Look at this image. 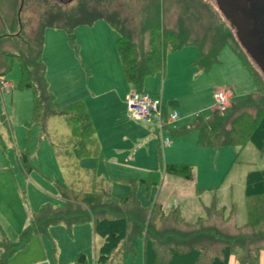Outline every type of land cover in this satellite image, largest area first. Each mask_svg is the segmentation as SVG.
<instances>
[{
    "label": "rangeland",
    "instance_id": "obj_1",
    "mask_svg": "<svg viewBox=\"0 0 264 264\" xmlns=\"http://www.w3.org/2000/svg\"><path fill=\"white\" fill-rule=\"evenodd\" d=\"M79 3L83 7L88 6L90 14L112 15L118 27L133 42L130 50L138 57L149 50L150 36L159 37L162 32L185 29L188 38L203 39L210 26H229L217 9L215 0H0V34L8 31L1 22L2 18L11 22L18 16V11L24 32L27 33L38 25L43 13H55L58 9L65 13L72 12ZM107 18L93 17L90 23L75 26L72 42L63 28L48 26L44 29L41 58L45 64V78L54 95L56 108L69 107L62 113L46 116L43 121H33L32 88L19 85L22 76L19 59H8V68L2 77L12 83V88L0 96L1 196H17L26 208L36 211L43 203L62 204L55 182L80 190L88 188L95 179L101 181L114 196L133 192L144 206L152 204L155 199L166 205L178 202L180 214L185 219L202 215L204 207L213 200L224 206L225 214L233 205L235 222L243 224L246 220L243 193L245 174L252 169L264 168V154L250 142L241 147L227 145L219 148L201 147L190 138L182 143L178 141L179 136L171 131L175 126L170 124L169 128L163 130L162 136L156 134L152 161L141 164L138 160V169L110 171V175L124 178L112 179L103 167L96 169L92 166L98 154L97 147L87 146L84 138L78 137L83 136V129L78 122L76 106H70L69 102L78 97L88 98L87 87H92L96 81L106 82L107 79L115 88L109 94L111 103L116 105L115 112L120 114L119 111H122L120 89L124 90L129 85L122 74L115 43L119 32ZM242 52L249 58L245 50ZM164 55L163 69L145 76L141 89L147 93H160L168 112L172 110L171 102L174 100L178 114L176 123L181 117L185 118V123L191 122L195 115L203 118L209 116L214 109L213 95L216 89L230 87L235 97L254 89L251 75L229 46L221 48L219 61L206 71L192 65L196 58L194 45H183L176 49L166 46ZM252 64L264 80V75ZM190 132L183 136L187 138ZM164 137L169 138V145H160L159 161L157 140L161 143ZM122 146L128 147L125 144ZM23 152L29 155L31 161V168L27 172L18 163V156ZM169 161L188 162L192 166V179L166 174L161 185L152 184L147 190L141 180L147 178L148 168L156 170L162 167L163 162ZM102 171L104 174H101ZM130 179L135 180L133 187L130 184L134 181ZM73 225L67 227L59 223L49 226L54 227L50 229L51 232L48 227L47 234L32 236L21 251L10 257L12 259L8 263L79 264L74 263L72 253L86 247L84 264H94L102 237L93 234L92 229L90 232L87 223L76 225L79 227ZM218 225L225 230L232 228L231 223L226 227L224 224ZM123 264H140L139 253L129 255Z\"/></svg>",
    "mask_w": 264,
    "mask_h": 264
},
{
    "label": "trees",
    "instance_id": "obj_2",
    "mask_svg": "<svg viewBox=\"0 0 264 264\" xmlns=\"http://www.w3.org/2000/svg\"><path fill=\"white\" fill-rule=\"evenodd\" d=\"M79 4L72 12L65 13L58 9L55 13H43L42 20L32 32H24V25L18 16L11 22L1 20L8 31L0 34V76L8 68L10 57L19 59L22 72L19 85L32 88L34 92L33 121H43L46 116L62 113L69 107L56 108L54 95L45 78V64L41 58L44 29L48 26L63 28L72 42L75 26L90 23L93 17L105 16L119 32L115 43L123 72L137 91H142L145 76L163 69L166 46L176 49L183 45H194L196 58L192 65L202 71L218 62L221 48L229 46L251 75L254 89L241 97L233 94L225 111L214 108L205 118L195 115L178 133L197 131L196 142L201 147H241L250 142L264 154V80L253 67V62L242 52L244 49H241L230 26H210L203 39L188 38L185 29L162 32L158 34L159 37L150 36L149 50L138 57L130 50L133 42L118 27L112 15L90 14L88 6ZM72 105L77 108L78 122L83 129V136L78 137L84 138L87 146L96 145L98 153L94 131L83 103L77 101ZM166 108V102H162L164 115ZM18 157L21 168L27 172L31 168L29 155L23 152ZM163 170L189 180L193 177L192 166L188 163L166 162ZM141 181L148 190L150 185L159 183L160 174L154 173L151 178ZM134 183L135 180L130 186L133 187ZM55 186L62 204L43 203L30 214L15 241L2 237L0 264H9V258L25 247L32 236L46 234L49 226L59 223L67 227L87 222L92 224L93 232L102 237L94 264H123L141 246L143 264H228L232 256L237 264H259V253L264 250V168L249 170L245 175L243 193L246 220L240 225L235 222L233 205L225 214L224 206H217L214 200L205 206L202 215L193 221H186L175 206L164 210L162 204L156 201L144 206L133 192L114 196L101 181L95 179L86 189H74L59 182H55ZM219 220L220 223H217ZM229 223L232 224L229 230L218 225L224 224L226 227ZM76 261L83 264L85 256L78 254Z\"/></svg>",
    "mask_w": 264,
    "mask_h": 264
},
{
    "label": "crops",
    "instance_id": "obj_3",
    "mask_svg": "<svg viewBox=\"0 0 264 264\" xmlns=\"http://www.w3.org/2000/svg\"><path fill=\"white\" fill-rule=\"evenodd\" d=\"M122 74L124 75V72ZM105 81L106 82L96 81L92 84V87L90 88L87 87L88 98L78 97L76 100L69 103L71 104L77 101H81L83 103L90 124L94 131V137L96 139L98 146V154L94 159V161H92V166H94V168L96 169H98L99 167L101 168L103 167V169L106 170V172L109 174V177L112 179H122L124 178L122 176L110 175V171L112 169H114L115 171H121L126 168L138 169V165L136 163L138 160L140 161L141 164L144 162H148L149 160L152 161L154 147H155L154 139L156 137V134L159 136L160 134L157 132L154 126L155 124L154 116H152L148 120H133L128 116L124 99H125V95L131 89H134V86L130 82L126 80L129 87L126 86L124 90L120 89L121 91L119 94H121V100L123 101L122 102L123 106H122V111H119L120 114H118L115 112L116 105H113L111 103V99L109 96L111 92L112 93L114 92L115 89L114 84H112V82H109L107 79ZM149 94H156V96L160 97L162 99V102H164V98L160 93L159 94L149 93ZM173 102L171 104L173 105L172 110L175 109L174 106L175 104H173ZM69 103H65V104H69ZM59 106H64V105H59ZM167 114H169V112L167 111L166 108V115ZM184 120L185 118L181 117V119H179V123H176L177 120L171 122L166 127H164L163 130L169 128L170 124H173L175 127L171 128V131L177 136H179L178 141H182V143H184L185 139L190 138V141H193V143L195 144L197 138V131H191L190 132L191 134H189L187 138L183 136L185 134L178 133L181 127L190 123V122L183 123ZM163 130L161 132V135L163 133ZM165 131L167 132V130ZM122 144L128 145V147L122 146ZM160 145L163 147L162 143H160V140H157L158 156L160 159L159 161H161V157H160L161 152L159 151V147L161 148ZM168 145H166L165 147H167ZM99 158H101V162ZM99 163H102V165ZM175 163H188V162L185 161V162H175ZM163 165L164 162L162 164V167L156 170L155 168L152 170L151 167H149L147 172L148 175L146 179L151 178L154 173L158 172L160 174V181L158 185H161L164 176L168 174L164 172ZM101 174H104V172L102 171ZM134 179H130V180L134 181ZM1 193L2 192L0 191V200H1L0 205H2V208L0 209V239L2 237H6L11 241H15L18 238L21 229L27 224L30 214L35 210L26 208L25 204L23 202L21 203L19 197L9 196V195L7 197L6 196L3 197L1 196ZM155 201L162 204L164 210H167L171 206H175L178 208L180 212L178 202H173V204L170 203L166 205L165 202L158 201L157 199H155ZM216 205L222 206L219 203H217ZM198 216L200 215H197V217ZM181 217L186 221H193L197 218L196 217L195 219H185L183 215ZM87 224H89L88 228L90 229L91 232L92 224L90 222H87ZM74 225L76 226L80 224H74ZM53 228L54 227H49V231L51 232L50 229ZM22 249L18 251H21ZM85 251H86V247H82V249H78V251H74L72 253V257H74L73 259L75 260L74 263L77 262L76 257L78 254H83L85 256L84 253ZM137 253H139V263L143 264L142 246L141 248L139 247V251ZM14 254L12 255V258L14 257ZM11 259L9 258V261ZM85 262H86V256H85ZM230 263L237 264L233 256L229 258L228 264ZM259 264H264V250H261L259 253Z\"/></svg>",
    "mask_w": 264,
    "mask_h": 264
},
{
    "label": "water",
    "instance_id": "obj_4",
    "mask_svg": "<svg viewBox=\"0 0 264 264\" xmlns=\"http://www.w3.org/2000/svg\"><path fill=\"white\" fill-rule=\"evenodd\" d=\"M215 3L246 54L264 75V0H215Z\"/></svg>",
    "mask_w": 264,
    "mask_h": 264
},
{
    "label": "built area",
    "instance_id": "obj_5",
    "mask_svg": "<svg viewBox=\"0 0 264 264\" xmlns=\"http://www.w3.org/2000/svg\"><path fill=\"white\" fill-rule=\"evenodd\" d=\"M11 88L12 83L0 76V96L9 92ZM213 96L214 108L219 111H225L230 105L233 92L230 87H222L216 89ZM124 100L128 116L133 120H144L151 116H155V128L160 136H162L161 132L163 128L169 123L176 121L178 118V114L175 109L171 110L169 114L164 115L162 111V99L157 96H152L149 93L131 89L125 95ZM161 143L163 146L168 145L169 138H162Z\"/></svg>",
    "mask_w": 264,
    "mask_h": 264
}]
</instances>
